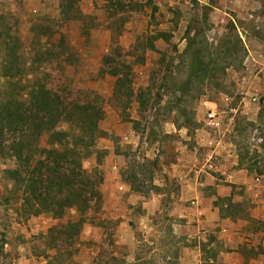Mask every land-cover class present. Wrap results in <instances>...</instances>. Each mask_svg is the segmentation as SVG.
Listing matches in <instances>:
<instances>
[{
	"label": "rangeland",
	"instance_id": "obj_1",
	"mask_svg": "<svg viewBox=\"0 0 264 264\" xmlns=\"http://www.w3.org/2000/svg\"><path fill=\"white\" fill-rule=\"evenodd\" d=\"M50 1L0 0V124L4 102L13 100L10 109L17 99L29 104L37 84L62 101L101 108L98 136L82 163L100 178V197L85 213L72 258L81 264L112 255L125 264L202 258L200 243L216 241L219 226L206 225L182 196L171 166L178 139L165 131L171 123L188 127L198 140L209 138L191 145L201 157L215 147L264 177L256 173L264 156V0H92L86 14L79 9L85 0ZM213 105L217 131L202 121ZM54 126L77 131L64 119ZM4 132L9 146L14 135ZM47 136L33 137V148L50 147ZM11 151L0 157V264H47L45 252L53 253L45 246L47 229L78 212L63 206L60 218L29 214L24 185L5 172L17 168ZM204 172L212 171L199 176ZM127 182L139 190L128 191ZM219 203L231 204L235 218L251 206L244 198Z\"/></svg>",
	"mask_w": 264,
	"mask_h": 264
},
{
	"label": "trees",
	"instance_id": "obj_2",
	"mask_svg": "<svg viewBox=\"0 0 264 264\" xmlns=\"http://www.w3.org/2000/svg\"><path fill=\"white\" fill-rule=\"evenodd\" d=\"M69 6L72 7V4ZM76 11L74 10L72 17ZM119 73L117 70L113 71V74ZM117 79L120 81V76ZM29 91V104L26 105L24 101L17 99V102L14 101V107L10 109L13 103L10 98L3 104L8 111L5 112V120L0 124V157L8 149L12 150L11 156L17 161V168L5 172L24 185L22 201L27 204L29 214L49 212L60 218L65 209L63 206L74 208L78 212L76 219H67L47 229L44 237L45 246L46 249L53 250V253L45 252V256L47 264H81L72 258L73 244L81 225L85 222L86 211L98 202L100 197L97 188L100 178L97 179L95 174L86 171L82 163L91 153L93 142L98 136V122L102 118V111L99 105L95 106L88 102L62 101L44 84L32 85ZM58 102L62 104L61 110L58 108ZM32 108L35 112L41 110L42 114L40 116L33 114L35 112H32ZM16 114L17 121L13 119ZM59 119H64L77 131L55 130L54 125ZM4 127L8 133L14 135L13 138L15 130L18 133L15 140L11 139L9 146L4 144L3 137L6 133ZM45 132L48 134L47 141L50 147L35 150L32 138ZM69 138L72 139V143ZM74 140L78 142H73ZM56 143L64 145L65 148H57ZM79 145L81 149L77 148ZM261 161L262 165L256 167L257 174H264V156ZM241 164L239 162V165ZM246 169L248 172L252 171L250 166H246ZM127 184L130 189L139 190L132 182ZM216 200L215 205L219 206L220 211L230 214L231 204L228 203L226 208L218 204V201L224 202L228 199ZM200 248L204 254L201 264H222L217 260L219 249L214 238L201 242ZM88 264H125V260L115 255L105 258L99 256Z\"/></svg>",
	"mask_w": 264,
	"mask_h": 264
},
{
	"label": "crops",
	"instance_id": "obj_3",
	"mask_svg": "<svg viewBox=\"0 0 264 264\" xmlns=\"http://www.w3.org/2000/svg\"><path fill=\"white\" fill-rule=\"evenodd\" d=\"M45 3L47 4L46 0ZM84 3L79 8L81 13L93 12L92 0H85ZM165 133H173L178 139L179 155L177 162L171 166L172 175H176L175 179L180 184L182 196L197 199L198 203L204 202L199 207L200 214L204 216L202 221L206 225L219 226L215 241L219 249L217 260L222 264H264V177L250 175L239 165L238 160L230 159L229 153L224 149V152H220L215 147L210 148L203 151L204 155L201 157L199 149H194L191 145H194V141L200 144L204 141L206 144L209 138L206 136L198 140L196 134L188 127L171 123ZM208 162L212 168H208ZM193 168L196 174L191 175L188 171ZM204 169L212 172H204V175L199 176L198 173ZM125 188L132 192L128 184H125ZM205 195L211 196L209 202L205 201ZM217 198H230L231 202H239L244 198L250 200L251 206L245 210L246 214L235 218L232 213L221 212L219 206L213 205L212 199ZM223 206L226 208L227 204L223 203ZM177 263L200 264L201 258H178Z\"/></svg>",
	"mask_w": 264,
	"mask_h": 264
},
{
	"label": "built area",
	"instance_id": "obj_4",
	"mask_svg": "<svg viewBox=\"0 0 264 264\" xmlns=\"http://www.w3.org/2000/svg\"><path fill=\"white\" fill-rule=\"evenodd\" d=\"M219 113L220 112L218 111L215 105L209 106L204 113V117L202 120L203 125L211 130H215V131L219 130L220 127ZM207 166L208 168H212L210 162L207 163ZM191 209L200 215L198 202L196 199H191Z\"/></svg>",
	"mask_w": 264,
	"mask_h": 264
}]
</instances>
